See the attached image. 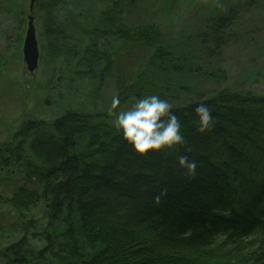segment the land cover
<instances>
[{"label": "trees", "instance_id": "trees-1", "mask_svg": "<svg viewBox=\"0 0 264 264\" xmlns=\"http://www.w3.org/2000/svg\"><path fill=\"white\" fill-rule=\"evenodd\" d=\"M59 3L36 0L33 17L40 52L63 66L62 81L102 83L114 64V40L158 42L144 74L191 73L193 57L211 53L202 43L176 46L181 53L161 50L152 24L133 32L124 22V0H108L88 18L70 14L61 21ZM226 13L204 23L212 47L222 45V31L237 18ZM86 18L87 32L81 30ZM116 81L119 107L139 90L156 94L148 85H136L135 94ZM200 103L216 118L209 133L196 130ZM173 111L190 151L144 157L122 139L109 113L70 108L50 123L23 121L17 141L0 147V163L15 161L30 186L18 189L16 196L30 201L16 210L39 201L42 215L23 223L20 215L22 239L0 250V264H264V93L216 90ZM179 155L197 161L194 177L177 166Z\"/></svg>", "mask_w": 264, "mask_h": 264}, {"label": "rangeland", "instance_id": "rangeland-1", "mask_svg": "<svg viewBox=\"0 0 264 264\" xmlns=\"http://www.w3.org/2000/svg\"><path fill=\"white\" fill-rule=\"evenodd\" d=\"M107 1L60 0L55 13L60 12L58 20L61 21L79 9L101 11ZM28 3L29 0H0V147L16 142L14 133L23 121L30 118L50 123L70 108H78L87 114L109 113L112 97L117 94L116 79L131 86L135 94L136 85L140 88L151 86V92L173 106L203 99L222 89L242 94L264 93V0H124L123 18L129 28L133 32L147 24L162 28L159 38L162 45L166 42L180 47L194 44V30L201 25L204 27L208 19L218 17L225 9L236 13L237 18L222 31L220 47L210 45L211 53L202 52L193 57L189 62L193 67L191 73L181 69L178 73L155 70L144 74L158 42L147 45L140 41L114 40L111 73L93 87L85 81L59 80V70L63 66L49 63L40 52L42 49H39L36 69L33 72L28 70L22 56ZM33 22L39 47L38 28L35 20ZM179 34L182 35L181 42L175 38ZM174 50L181 53L180 49ZM174 64L183 65V62ZM137 93L117 111L127 110L137 98L147 96L140 90ZM22 181L15 161L7 166L0 163V250L21 241L23 235L19 225L23 220L32 217L39 221L42 215L39 201L26 212L16 210L19 204L28 200L22 195L16 196L18 189L26 186ZM30 242L39 246L37 241Z\"/></svg>", "mask_w": 264, "mask_h": 264}, {"label": "clouds", "instance_id": "clouds-1", "mask_svg": "<svg viewBox=\"0 0 264 264\" xmlns=\"http://www.w3.org/2000/svg\"><path fill=\"white\" fill-rule=\"evenodd\" d=\"M121 100L118 95L112 97L109 114L114 117L113 127L122 139L132 147L137 155L144 157L151 153L178 151L186 148L181 117L173 111V104L157 94L136 99L131 108L119 110ZM198 117L197 132H211L216 123L212 109L206 103L195 108ZM177 166L184 170L186 177H194L198 163L187 155H179ZM159 200V198H157Z\"/></svg>", "mask_w": 264, "mask_h": 264}, {"label": "bare ground", "instance_id": "bare-ground-1", "mask_svg": "<svg viewBox=\"0 0 264 264\" xmlns=\"http://www.w3.org/2000/svg\"><path fill=\"white\" fill-rule=\"evenodd\" d=\"M225 11H227L228 12V14H231V15H234L235 17H236V13H234L233 11H231V10H227V9H225ZM57 13V14H56ZM56 13H55V17H58L59 15H60V12H58V11H56ZM84 13H85V15H86V17L88 18L91 14H92V11H90V10H88V9H85V12L83 11V10H81V9H79V11L77 12V13H75V14H71V15H73V16H76V17H84ZM59 14V15H58ZM87 18H86V21H85V23L84 24H82L81 26L83 27V28H81V30L82 31H86L87 32V30H86V28H84L85 27V24H86V22H87ZM227 28H229V27H227ZM162 29V28H161ZM161 29L158 27V26H155V25H153V27H152V33L153 34H155V35H158V36H160V34H161ZM195 31V34H193V38H194V40H196V42L194 43V44H192V45H195V44H205V47H210V43H211V41L209 40V37L206 35V31H205V29H204V27H203V25H201L198 29H195L194 30ZM35 36H36V33H35ZM175 38H177V39H179L180 40V42H181V38H182V35L181 34H179V35H177V37H175ZM23 42H24V40H23ZM206 45H208V46H206ZM178 46V45H177ZM221 46V44H219V47ZM23 47V46H22ZM169 47H172V49H174L175 47H176V45L174 44V43H171V42H166L162 47H160L161 48V50H163V51H165V50H167V49H169ZM170 53H173V50L172 51H169ZM174 54H176V53H173V55ZM175 56V55H174ZM172 59H173V61L175 60V58L176 57H171Z\"/></svg>", "mask_w": 264, "mask_h": 264}, {"label": "water", "instance_id": "water-1", "mask_svg": "<svg viewBox=\"0 0 264 264\" xmlns=\"http://www.w3.org/2000/svg\"><path fill=\"white\" fill-rule=\"evenodd\" d=\"M35 0H30L29 10L32 13ZM23 61L26 63L30 72H33L37 67V61L39 59V49L37 46L35 30L33 25V18L29 16L27 23L26 35L22 47Z\"/></svg>", "mask_w": 264, "mask_h": 264}]
</instances>
